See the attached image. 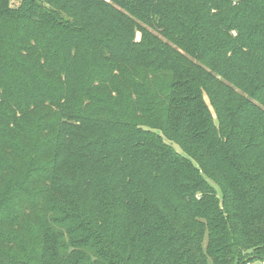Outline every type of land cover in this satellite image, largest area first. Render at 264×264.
<instances>
[{"label": "trees", "instance_id": "obj_1", "mask_svg": "<svg viewBox=\"0 0 264 264\" xmlns=\"http://www.w3.org/2000/svg\"><path fill=\"white\" fill-rule=\"evenodd\" d=\"M251 261L264 0H0V264Z\"/></svg>", "mask_w": 264, "mask_h": 264}, {"label": "rangeland", "instance_id": "obj_2", "mask_svg": "<svg viewBox=\"0 0 264 264\" xmlns=\"http://www.w3.org/2000/svg\"><path fill=\"white\" fill-rule=\"evenodd\" d=\"M22 3V0H11V4L13 8H18ZM177 149L180 150L179 147H177ZM219 196H221V193H219ZM249 264H260L259 261H251Z\"/></svg>", "mask_w": 264, "mask_h": 264}]
</instances>
